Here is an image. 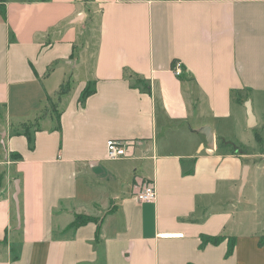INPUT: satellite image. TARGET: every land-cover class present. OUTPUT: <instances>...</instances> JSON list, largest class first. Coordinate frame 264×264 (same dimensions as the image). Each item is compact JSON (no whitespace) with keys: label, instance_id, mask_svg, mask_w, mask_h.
Instances as JSON below:
<instances>
[{"label":"crops","instance_id":"1","mask_svg":"<svg viewBox=\"0 0 264 264\" xmlns=\"http://www.w3.org/2000/svg\"><path fill=\"white\" fill-rule=\"evenodd\" d=\"M263 181L264 0H0V264H264Z\"/></svg>","mask_w":264,"mask_h":264},{"label":"trees","instance_id":"2","mask_svg":"<svg viewBox=\"0 0 264 264\" xmlns=\"http://www.w3.org/2000/svg\"><path fill=\"white\" fill-rule=\"evenodd\" d=\"M175 61L176 60L173 61L172 66L174 65ZM70 90H71V84H70V81L68 80L60 86V89L57 92V101H55V102L50 101V104L52 106V110L58 115V120H59L58 103H59L61 97L64 94L68 93ZM92 92H93V89L87 88L84 91L83 97L85 98L86 96H88ZM47 112H48V108L45 109L44 113H47ZM38 129H39V127L35 128L34 130L30 129V128L22 127V129L15 131V133H23L27 137L29 144H30V147H33L34 146V132ZM14 157L19 158L20 155L14 154ZM90 220H92L91 216L81 215V216L76 217V219L71 223V226L72 227H78L79 225L87 223ZM226 238L228 239V242H229L227 254L231 255L233 253V251L235 249V245H236V237L235 236H226V235L207 236V235H202V245L209 244V243L219 244L220 242H222ZM261 244H263V242H261Z\"/></svg>","mask_w":264,"mask_h":264},{"label":"built area","instance_id":"3","mask_svg":"<svg viewBox=\"0 0 264 264\" xmlns=\"http://www.w3.org/2000/svg\"><path fill=\"white\" fill-rule=\"evenodd\" d=\"M172 71L178 77L182 76V62L176 60L172 66ZM126 156V144L122 140L109 139L107 141V159L117 160ZM136 198L140 202H153L157 197V190L155 183L152 181L144 183L136 193ZM182 233L162 234V238H177L182 237Z\"/></svg>","mask_w":264,"mask_h":264},{"label":"water","instance_id":"4","mask_svg":"<svg viewBox=\"0 0 264 264\" xmlns=\"http://www.w3.org/2000/svg\"><path fill=\"white\" fill-rule=\"evenodd\" d=\"M245 105H246L247 114H248V126L250 128H253L256 126V120H255L254 112L252 110L251 101L247 100ZM200 133L205 135L208 146L213 147L214 146V134L212 132V129L209 126H204L203 128L200 129ZM248 170H249V166L245 165L244 171H243V177H242V183L243 184L247 181ZM18 193H19V187L17 186L16 194H15V200L17 202V208L19 211Z\"/></svg>","mask_w":264,"mask_h":264},{"label":"rangeland","instance_id":"5","mask_svg":"<svg viewBox=\"0 0 264 264\" xmlns=\"http://www.w3.org/2000/svg\"><path fill=\"white\" fill-rule=\"evenodd\" d=\"M51 109H52V106H51ZM38 123H39V118H36V120H32V121H29L27 123L22 124L21 127H26V128L33 129L35 127V125H37ZM232 147H233V149L237 148L236 145H234ZM263 183H264V181H263ZM262 213L264 214V208H263V212ZM78 216H81V214H77L76 215V217H78Z\"/></svg>","mask_w":264,"mask_h":264}]
</instances>
